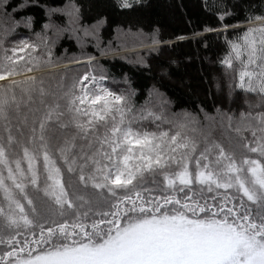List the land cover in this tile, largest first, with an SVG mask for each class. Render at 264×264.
<instances>
[{
  "label": "snow or ice",
  "instance_id": "6c2138e0",
  "mask_svg": "<svg viewBox=\"0 0 264 264\" xmlns=\"http://www.w3.org/2000/svg\"><path fill=\"white\" fill-rule=\"evenodd\" d=\"M52 11L79 25L75 4ZM103 23L71 31L98 40ZM52 27L56 39L68 31ZM39 39L0 43V264H264V15L248 18L222 60L260 98L221 114L239 136L230 150L212 138L215 117L196 128L151 109L135 115L102 74L46 87L37 73L51 50Z\"/></svg>",
  "mask_w": 264,
  "mask_h": 264
},
{
  "label": "trees",
  "instance_id": "16d2710c",
  "mask_svg": "<svg viewBox=\"0 0 264 264\" xmlns=\"http://www.w3.org/2000/svg\"><path fill=\"white\" fill-rule=\"evenodd\" d=\"M71 4L79 8V26L104 21L98 41H90L85 51L73 36L71 29L76 26L69 17L52 11ZM0 8V43L4 47L11 48L22 39L40 43L39 37L49 38L52 63L37 75L54 91L61 82L68 86L73 77L85 71L102 74L111 91L129 97L135 115L159 100L152 111L163 117L165 110L169 111L173 122L187 118L204 126L209 123L206 117H215L212 138L223 143L226 150L239 136L220 126L221 114L238 116L260 100L237 86L234 73L222 60L231 51L229 42H239L248 18L264 15V0H136L128 9L119 7L117 0H3ZM52 26L68 31L56 39ZM120 31L142 32L155 45L134 57L113 54L109 47L114 46ZM46 51L41 44L39 53L47 59ZM88 56L97 59L91 65L74 63ZM251 110L255 114L261 109ZM143 123L149 130H156L160 122ZM161 127L168 130L171 125L163 123ZM65 179L70 177L66 175Z\"/></svg>",
  "mask_w": 264,
  "mask_h": 264
},
{
  "label": "rangeland",
  "instance_id": "374dc122",
  "mask_svg": "<svg viewBox=\"0 0 264 264\" xmlns=\"http://www.w3.org/2000/svg\"><path fill=\"white\" fill-rule=\"evenodd\" d=\"M58 14L65 15L64 12H62V11H58ZM75 26L80 27L79 25H75ZM82 27L91 28L92 26H82ZM99 33H100V27H99V31H98V38H99ZM77 34H80V33H77ZM90 41H98V40L92 39L90 37L86 38V40L82 43L83 45L81 46L82 51H85V49H86V47ZM149 41H150V37H148L146 34H142V32L120 31L118 33L116 39H115V42L113 43L114 46L109 47V50L113 51V54H118L120 56L134 57V56L139 55L137 53L142 51V49H145V48L149 49L150 46L152 47L155 45ZM82 55H86V54H82ZM95 59H97V57H95ZM86 60H87V58H83V60H81V61H86ZM104 86H106V85L104 84ZM158 104H159V100H157V104L155 106H152L150 109L155 110V108H156V106H158ZM165 112H166L165 119L173 120L172 115L169 113V111L165 110ZM176 121L177 122H184L185 119L177 118ZM190 121H193V120L190 119ZM215 123H217V120ZM214 124L212 125V129L215 128V126H216ZM189 127L201 128L202 126L195 125V123H194V124H190ZM203 130L205 132L208 131L207 128H203ZM214 133H215V130H214ZM214 133L212 132V136Z\"/></svg>",
  "mask_w": 264,
  "mask_h": 264
}]
</instances>
